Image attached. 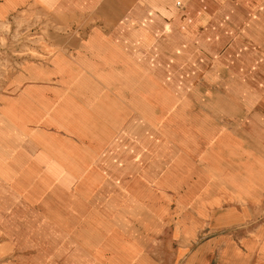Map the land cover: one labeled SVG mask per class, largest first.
I'll return each mask as SVG.
<instances>
[{
	"label": "crops",
	"instance_id": "crops-1",
	"mask_svg": "<svg viewBox=\"0 0 264 264\" xmlns=\"http://www.w3.org/2000/svg\"><path fill=\"white\" fill-rule=\"evenodd\" d=\"M24 12L65 29L9 78L0 180L43 182L42 229L81 182V213L121 241H1L0 264H168L132 241L171 246L170 264L182 246L181 264H264V0H0L1 16ZM116 213L144 214L140 234Z\"/></svg>",
	"mask_w": 264,
	"mask_h": 264
},
{
	"label": "rangeland",
	"instance_id": "rangeland-1",
	"mask_svg": "<svg viewBox=\"0 0 264 264\" xmlns=\"http://www.w3.org/2000/svg\"><path fill=\"white\" fill-rule=\"evenodd\" d=\"M63 29H65L64 26L49 21V18L41 13L28 15L27 12H24L20 17L14 15L13 18L10 17L9 19L0 15V123L3 120H11L10 116L15 110L16 103L12 98V91L14 90L9 78L21 66L19 62L28 56L43 58L44 55L34 47L45 48L47 52L51 51L49 48L50 39L46 38L49 36V31ZM4 116L7 119H4ZM232 170L235 169L232 168ZM19 171L28 175L26 168L20 167ZM167 171L169 169L165 170V173ZM167 175L170 176V172ZM137 176L134 179L137 181L128 184L125 191L131 192L141 188L140 182L143 176L140 174ZM28 179L6 182L0 180V260L7 257L9 253L1 241H121L107 223V215L81 213L82 209L84 210L89 206V202L82 195V183L74 180H68L67 183L68 192L75 197V199L74 197L68 198L71 200L70 203H73L72 208H63L67 209L68 212L55 215L56 218L53 221H56L55 226L57 228L42 229L43 219L30 204L38 205L42 210H46L38 202L39 199L43 198V192L34 191L35 184L43 186V182L30 180L31 177ZM17 185H19L20 190L16 189ZM130 203L137 205L133 199ZM44 216L50 217L48 213ZM143 216L145 215L138 213L130 215L116 213L109 214L108 219L123 227L124 218L132 217L131 222L126 227L131 226L132 229H128V231L139 235ZM261 217L264 218V215ZM12 236L14 237L11 238ZM132 243L136 244L132 246V254L140 253L141 250L142 253H147L153 262L154 259H158L156 255L164 252V258L170 264L172 259L171 246H161L159 245L160 241H132ZM181 249L180 264L191 257L189 247L182 246ZM259 254L261 260L264 261V242L259 248Z\"/></svg>",
	"mask_w": 264,
	"mask_h": 264
}]
</instances>
